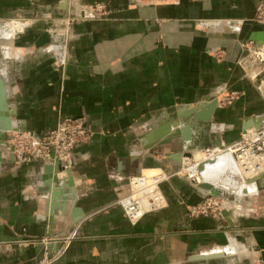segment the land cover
<instances>
[{"label": "crops", "instance_id": "obj_1", "mask_svg": "<svg viewBox=\"0 0 264 264\" xmlns=\"http://www.w3.org/2000/svg\"><path fill=\"white\" fill-rule=\"evenodd\" d=\"M99 5L101 17L76 20ZM260 6L264 0H0V20H28L12 39L0 37L8 139L42 135L62 117L85 118L93 133L75 150L73 187L51 182L54 163L17 165L10 147L1 148L0 264L46 255L56 256L50 264H244L246 251L264 264V174L221 217L190 219L188 207L206 191L178 173H186L184 160L165 157L225 148L264 128L259 80L238 64L243 44L264 40V25L253 21ZM233 90L240 100L209 109ZM167 125L179 137L146 150L148 135ZM140 173L169 175L161 186L168 206L133 224L117 202Z\"/></svg>", "mask_w": 264, "mask_h": 264}, {"label": "built area", "instance_id": "obj_2", "mask_svg": "<svg viewBox=\"0 0 264 264\" xmlns=\"http://www.w3.org/2000/svg\"><path fill=\"white\" fill-rule=\"evenodd\" d=\"M66 1L70 2L71 0ZM103 10L104 7L101 5L82 9L81 19L99 18ZM253 21L258 25H264L263 6L257 9ZM242 47L244 55L238 64L250 72L249 78L251 80H259L258 89L264 97V44L257 45L254 42H248ZM242 96L240 91H228L220 97L217 104L221 107H227L240 100ZM92 135V131L86 126L85 118L62 117L54 128L42 135L31 131L16 132L10 135L7 143L17 165L30 162L33 159L52 163L59 161L65 170H69L76 148L88 143ZM221 150L230 151L236 164L245 169L244 171H247L249 175L236 176L235 188H221L218 195L206 192L202 202L188 207L187 215L190 219L203 216L221 217L225 211L239 206L240 202L245 199L247 194L242 191L244 186L251 181L256 183L255 181L264 174V170H260V162L264 161V128L245 130L235 144L225 148L206 149L204 152L217 154ZM169 178L167 174L146 177L140 173L129 179V193L117 204L131 223H138L145 215L167 208L168 204L162 194L161 186ZM190 179L193 180L191 177ZM193 181L196 184L195 180ZM250 256V253L246 251L245 258L249 259ZM55 257L47 258L46 255L43 260L36 264H50ZM254 263L256 260L253 258L251 264Z\"/></svg>", "mask_w": 264, "mask_h": 264}, {"label": "water", "instance_id": "obj_3", "mask_svg": "<svg viewBox=\"0 0 264 264\" xmlns=\"http://www.w3.org/2000/svg\"><path fill=\"white\" fill-rule=\"evenodd\" d=\"M260 44H264V40L262 39V41H259ZM5 98H6V89L5 86L0 82V112L3 111L6 115L8 114L5 110ZM217 105V101L213 102L210 106L209 109L212 110L214 109V107ZM2 122H0V152H1V148L2 147H9L7 141H8V137H7V132L9 131H13V127L12 125L9 123L8 119L5 120H0ZM173 130V126L171 125H167L161 129H158L156 131H153L152 133H150L147 137V142L148 145L146 147V150H150L153 149L155 147V145L158 146H166V145H170L174 142V140L179 137L178 136V132L175 131L174 133H172ZM165 133V135H167L166 137L159 138V133ZM188 157V158H192L193 154L183 151V148H181L180 153H166L165 157L171 161H175L178 163H181V161L183 160L184 157ZM54 163V167L53 169V175L51 178V182L54 183L55 185H63L64 183L66 184L65 186L67 187H73L74 186V180L72 177L69 176L70 174V170H65L64 166L61 162L59 161H55ZM202 168H204V165H201L199 167V170H202ZM51 167H47L46 171H48V173H51L52 171ZM66 172L68 174V178L67 180H65V182H61L59 179V173H64ZM198 187L200 189H202L203 191L209 192L211 194H215L218 195V188L209 184V183H201L198 184ZM73 197V196H72ZM76 213H80L79 211H76ZM81 215H79V217H77V219H75V223H78L80 221ZM224 255L220 254V255H215V256H206V255H200L199 257H192L191 260H208V259H223ZM227 261V259H225Z\"/></svg>", "mask_w": 264, "mask_h": 264}, {"label": "bare ground", "instance_id": "obj_4", "mask_svg": "<svg viewBox=\"0 0 264 264\" xmlns=\"http://www.w3.org/2000/svg\"><path fill=\"white\" fill-rule=\"evenodd\" d=\"M0 79H3V76L0 72ZM264 90V86H263ZM220 97L217 99V101ZM218 105V104H217ZM220 106V105H218ZM221 107V106H220ZM16 133V132H14ZM168 146V145H166ZM171 153V152H170ZM184 171H187L190 177L197 179L196 181L201 183H209L218 189L220 187L233 189L235 188V177H241L243 175H249L245 169L239 167L230 151L221 150L219 153H202L197 152L193 155L192 158L184 157ZM181 161V163L183 162ZM175 162V161H174ZM178 163V162H176ZM180 163V164H181ZM204 165L202 170H199V167ZM260 170H264V161L260 162ZM66 173V172H65ZM62 174V173H59ZM67 174V173H66ZM143 174V173H141ZM144 175V174H143ZM145 176V175H144ZM243 177V176H242ZM252 182V181H251ZM250 182V183H251ZM197 184V186H198ZM254 184V183H251ZM247 185L244 186L245 189ZM240 190V189H239ZM163 194V192H162ZM164 196V195H163ZM165 199V196H164ZM166 200V199H165Z\"/></svg>", "mask_w": 264, "mask_h": 264}, {"label": "rangeland", "instance_id": "obj_5", "mask_svg": "<svg viewBox=\"0 0 264 264\" xmlns=\"http://www.w3.org/2000/svg\"><path fill=\"white\" fill-rule=\"evenodd\" d=\"M88 19H95V18H88ZM76 20H81V18H77ZM25 24H28V20H25V19H13V20H7V21L0 20V37L3 36V34H2V32H3V33H6V34H4L5 37L7 35L8 38L12 39L15 36V34H19L20 32H23ZM204 151L205 150L200 151V152L205 153ZM182 170H183V168H182ZM180 172L182 173V175L188 176L190 178V175L187 171H186V173H184L181 170H179L178 173H180ZM191 178H193V180H195V182H196L197 179H194V177H191ZM196 183H198V182H196ZM220 189H221V187H220ZM220 189H218V191H221ZM252 259H253L252 255L250 256L249 259L245 258V260H243L244 264H251Z\"/></svg>", "mask_w": 264, "mask_h": 264}]
</instances>
